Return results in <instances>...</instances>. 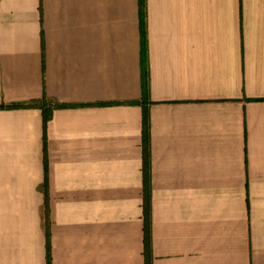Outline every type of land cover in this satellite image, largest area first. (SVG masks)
Here are the masks:
<instances>
[{
    "label": "crops",
    "instance_id": "1",
    "mask_svg": "<svg viewBox=\"0 0 264 264\" xmlns=\"http://www.w3.org/2000/svg\"><path fill=\"white\" fill-rule=\"evenodd\" d=\"M144 115L150 264H264V0H0V264H144Z\"/></svg>",
    "mask_w": 264,
    "mask_h": 264
},
{
    "label": "trees",
    "instance_id": "2",
    "mask_svg": "<svg viewBox=\"0 0 264 264\" xmlns=\"http://www.w3.org/2000/svg\"><path fill=\"white\" fill-rule=\"evenodd\" d=\"M142 73V79L145 82L146 76H145V72H141ZM42 107V119H43V145L45 148V144H46V140H45V126H46V122L47 120L50 118L51 115V110L52 107H57L60 106L59 104H50L49 101L47 99H43V101L41 100L39 103ZM27 105H36V103L32 104V103H27V104H23V103H19V104H12V107H18V106H27ZM147 121H146V117L145 115L143 116L142 119V145H143V165H142V170H143V221H144V225H143V255H144V264H150V259H151V255L150 254V220H149V182H148V139L147 137ZM44 180L42 183V190H43V194H44V206L43 207V217H44V228H45V235H46V239L48 238V227H49V220H48V199H47V168L46 166V157L44 155ZM46 250H47V255H46V261L47 264H49V255H48V246L46 245Z\"/></svg>",
    "mask_w": 264,
    "mask_h": 264
}]
</instances>
